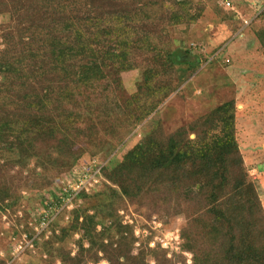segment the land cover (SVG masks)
Listing matches in <instances>:
<instances>
[{
	"label": "trees",
	"instance_id": "1",
	"mask_svg": "<svg viewBox=\"0 0 264 264\" xmlns=\"http://www.w3.org/2000/svg\"><path fill=\"white\" fill-rule=\"evenodd\" d=\"M166 3L169 15L162 18L168 26L194 23L202 15L190 13L197 6L194 0H0V15L10 20L2 27L0 50V201L9 199L7 208L20 199L21 186L9 179L14 167L23 173L35 160L38 167L45 166L43 172L34 169L22 181H32L30 190L49 186L46 171L65 175L80 160L73 150L78 126L89 125L100 135L96 152L108 151L123 141L126 122L131 127L144 122L196 73L199 60L188 58L187 51L160 54L154 44L151 29L159 14L152 16L149 10ZM233 4L237 11L249 5L241 0ZM251 7L249 24L264 17V10L257 14ZM256 36L264 46V29ZM139 52L154 54L142 68L137 91L120 101L121 74L139 68ZM183 65L188 69H178ZM133 106L137 114L131 121L127 112ZM235 125V102L220 104L202 122L168 135L154 162L138 167V148L116 165H105L104 183L94 196L59 187L47 206L58 211L71 198L75 208L57 242L82 234L74 256L58 246L54 257L63 264H86L84 254L103 252L109 264H136L140 256L132 253L133 231L119 216L131 202L140 210L150 205L188 221L181 248L192 254V264H264V206L246 171ZM96 154L89 155L93 159ZM91 197L100 207H92V214L78 206ZM56 211L46 219L50 226L65 213L64 208ZM30 220L33 224L28 222L24 231L32 239L35 232L29 227L45 219L40 214Z\"/></svg>",
	"mask_w": 264,
	"mask_h": 264
},
{
	"label": "rangeland",
	"instance_id": "2",
	"mask_svg": "<svg viewBox=\"0 0 264 264\" xmlns=\"http://www.w3.org/2000/svg\"><path fill=\"white\" fill-rule=\"evenodd\" d=\"M194 1L197 6H194L190 13L194 17L201 12L202 15L194 23H183L175 27L168 26V20L165 22L162 18V15L165 18L169 15L166 9L168 3L165 7L162 4L158 5L155 11L149 10L152 16L159 14L158 21L151 29L158 53L182 50L189 53L188 58L199 60L196 73L181 83L179 92L167 99L141 124L131 127L126 122L122 126L123 141L115 143L108 151L96 152L98 147L95 146L100 135L90 131L89 125L78 126L79 139L73 140V150L80 160L65 175L58 174L55 170L46 171L45 177L50 183L49 186L42 188L40 185L36 190H30L27 187L31 188L32 181L28 180L27 183L22 181L34 169L36 174L43 172L42 168L45 166L38 167L35 160L29 163L23 173L20 167H14L10 171L9 179L21 186V189L19 202L14 208L6 207L11 202L9 199L5 202L0 201L1 263L63 264L53 255L58 253V246L71 251L72 256L76 254L78 246L75 242L81 238L82 232L67 241L57 242L63 224L70 221L73 212L70 205L64 207L65 213L61 215L63 218L57 219V225L48 224L53 230L39 229L34 245L27 247L24 245L20 251L16 248L24 241L25 234L28 235L24 228L28 222L30 226L33 224L31 217L46 213V204L51 194L58 196L59 187L64 188L69 184L76 187L75 182L80 173L89 172L93 166L92 157L89 155L91 152L98 153L95 158L102 161L103 165L98 185L89 192L83 189L81 193L94 196L93 193L101 191L104 183L101 172L105 165L106 167L116 165L127 153L132 150L138 151V148L141 150L138 167L139 164L144 166V163L154 162L159 157V152L165 148L168 135L181 126L187 127L193 122H202L212 109L230 101L236 104L235 130L239 151L248 176L264 204V168H261L264 166V46L256 36L258 31L264 29V17L254 20L249 25L245 23L247 16L254 15V11L249 7L252 6L256 13L260 14L264 10V0H247L249 5L242 6L238 11L223 9L219 0ZM169 6L173 8V4ZM232 12L235 13L234 18ZM9 21L7 15H0V50L3 49L2 27L7 26ZM248 21L250 23V20ZM161 24L164 25L158 28L157 26ZM153 54L139 52L136 56L139 68L121 74L123 87L117 92L118 100L124 101L137 91V83L142 79V68ZM178 69L185 70L188 67L183 65ZM135 110L133 106L132 110L127 112L131 121L137 114ZM189 137L195 139L196 135L190 134ZM94 183L93 180L91 185L87 184L86 187L89 188ZM79 205L88 208L90 214L93 213L92 207L98 206L100 209L95 197L86 201L80 200ZM4 209L6 211H3ZM161 211H156L150 205L140 210L138 204L128 202L119 212L122 225L131 227L133 231L132 253L134 256H140L136 264H192V254L181 248V232L188 228V221L182 216H175L172 211L168 213ZM103 224L110 225L106 220H103ZM101 228L102 226H99L98 230ZM84 247L88 248V243H85ZM92 254H84L86 264H109L103 252L96 253L98 256ZM96 257L98 259L94 263Z\"/></svg>",
	"mask_w": 264,
	"mask_h": 264
},
{
	"label": "built area",
	"instance_id": "3",
	"mask_svg": "<svg viewBox=\"0 0 264 264\" xmlns=\"http://www.w3.org/2000/svg\"><path fill=\"white\" fill-rule=\"evenodd\" d=\"M235 1H240V0H235ZM241 1H245L247 2V0H241ZM234 0H220V5L224 8V9H230V10H235V7H234ZM248 3V2H247ZM245 23L247 25H249V21L247 19V21H245ZM98 158H93V166L92 168L89 170L88 173H84V172H81L80 173V176L79 178L76 180L75 182V186H72V185H68V187L75 193V194H78L80 193L83 189L86 190V192H89L91 188L93 187H96V185H98V180H99V176H100V171H101V166L103 165L102 161H100L98 159V162L97 160ZM84 167H86L84 165ZM95 177V178H94ZM95 181V183L91 186V187H86L87 184L88 185H91V182L92 181ZM90 182V183H89ZM82 186V187H80ZM65 189V187L63 188ZM68 205H70V207L74 210L75 206L73 205L72 201H71V198L67 199L64 203H63V206L60 210H62L64 207H68ZM47 206V204H46ZM48 207V206H47ZM65 209V208H64ZM60 210L56 211V210H51L49 207L46 208V213H42L41 215H43V218L45 220H41L38 224H35L34 227H33V230L35 232V236L32 238V239H29L28 235L25 234V237H24V241L20 242V244L17 245V248L16 250L17 251H20V248H23V246L25 245L27 247V245H34V242L36 240V232H39L40 230H43L44 228H48V224L50 223L49 221L46 222V219L48 220L49 216H50V219L52 218V216L54 215L55 211L56 212H59ZM72 210V211H73ZM40 229V230H39ZM39 230V231H38Z\"/></svg>",
	"mask_w": 264,
	"mask_h": 264
},
{
	"label": "crops",
	"instance_id": "4",
	"mask_svg": "<svg viewBox=\"0 0 264 264\" xmlns=\"http://www.w3.org/2000/svg\"><path fill=\"white\" fill-rule=\"evenodd\" d=\"M260 168V167H259ZM261 168H264V166H261ZM263 206H264V204H263Z\"/></svg>",
	"mask_w": 264,
	"mask_h": 264
}]
</instances>
